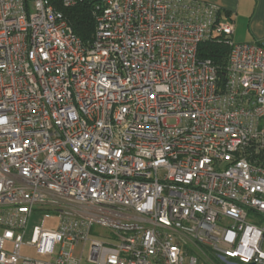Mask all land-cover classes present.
Returning <instances> with one entry per match:
<instances>
[{
    "label": "built area",
    "instance_id": "1",
    "mask_svg": "<svg viewBox=\"0 0 264 264\" xmlns=\"http://www.w3.org/2000/svg\"><path fill=\"white\" fill-rule=\"evenodd\" d=\"M84 2L89 42L0 0V264H264V39L203 0Z\"/></svg>",
    "mask_w": 264,
    "mask_h": 264
},
{
    "label": "crops",
    "instance_id": "2",
    "mask_svg": "<svg viewBox=\"0 0 264 264\" xmlns=\"http://www.w3.org/2000/svg\"><path fill=\"white\" fill-rule=\"evenodd\" d=\"M220 8L223 22H233L236 42L264 39V0H203Z\"/></svg>",
    "mask_w": 264,
    "mask_h": 264
},
{
    "label": "trees",
    "instance_id": "3",
    "mask_svg": "<svg viewBox=\"0 0 264 264\" xmlns=\"http://www.w3.org/2000/svg\"><path fill=\"white\" fill-rule=\"evenodd\" d=\"M52 3L57 9L64 12L76 35L84 42L91 41L95 30L92 14L93 3L84 2L71 8L63 7L62 0H52ZM229 52L230 49L223 40L214 39L203 42L199 46V57L212 59L219 67V74L222 78L225 75Z\"/></svg>",
    "mask_w": 264,
    "mask_h": 264
},
{
    "label": "rangeland",
    "instance_id": "4",
    "mask_svg": "<svg viewBox=\"0 0 264 264\" xmlns=\"http://www.w3.org/2000/svg\"><path fill=\"white\" fill-rule=\"evenodd\" d=\"M168 121H169V123H173L174 119H169ZM43 217H44V215H39L37 213H35L31 217V219H30V221L28 223V226H27L26 234H25V242H28V241L31 240L34 226L37 225V224H40L41 223V219ZM46 226L54 227L53 221L47 220L46 221ZM97 229L101 230V228H97ZM82 248H83V244L81 243V244L78 245V247L76 249V252H75L76 256H80V254L82 252ZM23 253L24 254H29L32 257L37 258L36 254L34 253L33 248L24 247L23 248ZM199 256H200V258L203 261H205L206 264H228V263L220 260L219 258H217L211 251H208V250H205V254H200ZM84 264H86V262Z\"/></svg>",
    "mask_w": 264,
    "mask_h": 264
},
{
    "label": "water",
    "instance_id": "5",
    "mask_svg": "<svg viewBox=\"0 0 264 264\" xmlns=\"http://www.w3.org/2000/svg\"><path fill=\"white\" fill-rule=\"evenodd\" d=\"M251 264H255V263H251Z\"/></svg>",
    "mask_w": 264,
    "mask_h": 264
}]
</instances>
